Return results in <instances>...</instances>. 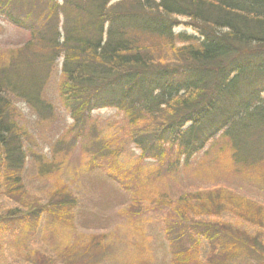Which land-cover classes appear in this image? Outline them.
<instances>
[{"label": "trees", "instance_id": "obj_1", "mask_svg": "<svg viewBox=\"0 0 264 264\" xmlns=\"http://www.w3.org/2000/svg\"><path fill=\"white\" fill-rule=\"evenodd\" d=\"M0 12L30 33L26 45L0 62V179L3 171L9 196L22 197L19 175L27 159L9 95L51 118L45 88L59 61L60 97L76 137L93 112L114 108L126 114L142 156L159 168L167 152L178 154L171 171L220 134L229 138L236 163L264 162V0H0ZM180 26L196 36L175 35ZM94 146L109 150L105 141ZM55 166L41 164L39 174L54 173ZM199 194L181 196L171 207L174 217L164 227L170 264H264V207L221 189ZM76 205L62 186L46 205L22 214L15 209L7 218L36 224L46 215L72 227ZM201 240L215 253L206 262L198 257ZM102 241L92 236L82 256L64 253L65 262L92 264ZM247 252L258 263L245 262L240 254L249 258Z\"/></svg>", "mask_w": 264, "mask_h": 264}, {"label": "rangeland", "instance_id": "obj_2", "mask_svg": "<svg viewBox=\"0 0 264 264\" xmlns=\"http://www.w3.org/2000/svg\"><path fill=\"white\" fill-rule=\"evenodd\" d=\"M174 34L196 36L183 26ZM29 41V31L11 24L0 12V62H8ZM60 81L61 61L45 88L46 99L53 106V116L48 119L9 95L17 111L16 121L25 133L27 159L19 175L22 197L7 194L5 173L1 174L0 264H67L64 253L82 256V247L94 235L102 236L103 241L101 250L92 253V264H170L164 227L167 217H174L171 207L175 208L181 196H203L221 189L234 199L264 207V162L257 166L236 163L224 134L208 142L188 163L180 160L171 171L167 167L178 154L167 152L165 167L159 168V161L143 157L131 141V126L123 111L106 108L93 112L86 129L76 137L74 122L60 97ZM100 141H105L108 152L94 146ZM50 163L56 165L54 173L40 175L39 166ZM62 186L77 200L72 227L57 224L46 215L36 224L7 218L15 209H19L16 214H22L28 206L46 205L52 192ZM222 217L234 220L230 213ZM239 225L237 228L251 235L256 232L253 227ZM197 249L204 262L215 256L207 241L201 240ZM247 254L249 258L240 254L245 262L258 263V255ZM85 264L90 263L85 260Z\"/></svg>", "mask_w": 264, "mask_h": 264}]
</instances>
